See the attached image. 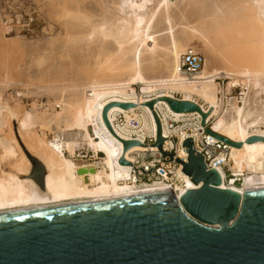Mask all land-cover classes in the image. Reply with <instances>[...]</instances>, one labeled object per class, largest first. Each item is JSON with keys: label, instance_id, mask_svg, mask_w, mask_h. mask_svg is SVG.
Wrapping results in <instances>:
<instances>
[{"label": "rangeland", "instance_id": "rangeland-1", "mask_svg": "<svg viewBox=\"0 0 264 264\" xmlns=\"http://www.w3.org/2000/svg\"><path fill=\"white\" fill-rule=\"evenodd\" d=\"M169 3L148 24L135 6L124 12L121 0H0V181L10 176L30 180L32 164L27 152L42 161L29 149L34 139L52 143L57 136L65 140L77 137V125L87 118L84 104L92 83L128 84L136 78L138 40L130 32L142 34L147 26L155 27L143 53L144 76L149 79L171 73L175 39L204 55L209 74L242 72L248 65L258 72L251 82L241 75L227 79L224 74L218 79V112L230 110L231 104L243 107L247 98L246 111L264 131V17L257 19L264 0ZM246 53L258 54V60L254 56L250 61ZM244 59L254 64L238 62ZM233 80L238 86L230 93L228 83ZM135 88L141 89L137 93L141 95L144 86ZM26 116L29 130L20 127ZM216 118H211V124ZM92 126L91 134L96 135ZM10 149L14 155L8 154ZM100 149L103 158L105 146ZM75 150L74 156L66 150L65 155L78 166L96 161L94 149L84 141ZM21 155L30 165L27 175L16 167Z\"/></svg>", "mask_w": 264, "mask_h": 264}, {"label": "water", "instance_id": "water-1", "mask_svg": "<svg viewBox=\"0 0 264 264\" xmlns=\"http://www.w3.org/2000/svg\"><path fill=\"white\" fill-rule=\"evenodd\" d=\"M162 101L175 112L201 113L205 124L207 115L196 104ZM155 104L148 107L154 110ZM113 105L103 113L109 128ZM154 114L156 146L166 157ZM208 132L227 145L243 146ZM258 141L264 138L251 137L248 143ZM124 145L127 151L140 143ZM184 147L188 163L178 162L198 188L181 198L165 191L121 201L0 211V264H264V188L244 195L222 189L220 174L207 170L193 140L187 139ZM30 159V177L45 189L46 170ZM121 164L128 162L122 158Z\"/></svg>", "mask_w": 264, "mask_h": 264}, {"label": "bare ground", "instance_id": "bare-ground-1", "mask_svg": "<svg viewBox=\"0 0 264 264\" xmlns=\"http://www.w3.org/2000/svg\"><path fill=\"white\" fill-rule=\"evenodd\" d=\"M170 1L121 0V8L126 12L127 10H133L132 5L135 6L134 8L140 11L147 18L148 24H150L165 9L169 8ZM257 15L258 21L259 18L264 17V4H260ZM154 28V26H147L142 30V34H138L135 31L130 32L131 38L138 40L134 54L135 72L137 76L133 81H130L131 83L94 82L88 87L92 95H89L88 99L86 98L84 104L87 118L81 124L77 125L79 128L77 132L79 134H76L77 137L72 140H65L57 136L55 142L52 143L45 141L46 139L41 137L33 138L34 142L32 143L34 147L29 146V149H34L37 156L44 161L46 166L41 160L28 152L27 156L29 154V159L30 156L36 158L44 166L46 170V188L41 189L31 177L30 180L26 181H22L16 176H10L8 180L3 179L0 181V211L22 210L41 206H68L121 201L165 191H172L178 198H181L185 191L198 188L192 182L191 178L184 173V170L176 173V178L181 180V184L176 183L175 187H170L166 183L138 187L128 182L131 179L129 169L135 161L134 155L137 151L146 149L140 143V145L132 146L125 151L124 141L128 140L129 135L133 131L129 127L130 120L136 119L140 123V132L150 135L156 132V136H158V125L154 111L156 115L157 113L161 115L164 125H166L168 116H173L179 120L181 117L187 116L186 114L196 113L202 117V114L199 112H175L165 101H162L165 98L175 100L173 98L176 93L182 94L185 101L196 104L207 115L206 119L211 120L213 116H217L215 122L211 124L213 130L210 132L228 138L233 142L243 143L241 148L228 145L230 147L228 167L233 177H237V179L231 178V181L225 179L224 173L219 171L222 178L221 188L238 192L241 195L264 188V141L248 143L251 137L258 136L264 138V131L258 129L261 123L257 119H252L250 113L246 111L247 98L243 99V107L231 104L232 107L230 110L221 113L218 112L219 96L217 80L225 74L227 79H232L231 77L235 75H241L251 82L254 77L253 74L258 72L252 71L248 65V67L245 66L244 71H236L237 74H235L236 72H228L213 75L207 72L208 64L205 63V71L199 74L196 81H185L178 75V68L180 57L187 49L186 46L175 39L171 45V52L174 59L171 73L162 79H149L144 76L143 53L147 42L154 33ZM251 54L246 53L247 57H250V59L248 58L250 61L254 56L256 58L259 57L256 53H253L252 56ZM261 58L263 59V55ZM248 59L238 62L245 63L246 60L248 64L250 62ZM260 59L259 62L262 63V59ZM262 61L264 62V60ZM250 63L252 65L254 64L253 62ZM228 84L227 90L231 93L238 86V81L233 80ZM137 85L144 86L141 95L137 94L138 91L135 88ZM201 100L208 107L200 104L202 103ZM119 102H127L132 107L129 109L123 108L117 104L124 103ZM150 102L156 103L154 110L148 107V103ZM111 104L116 105H113L107 114L110 124L109 128L104 120L103 113L105 108ZM121 113H123L126 123L124 126L118 127L114 121ZM91 125L95 126L97 130L96 135L91 134ZM20 127L29 130L30 121L27 116L26 119L21 121ZM251 128H257V130L251 132ZM164 131L167 135V127L164 128ZM188 139H192V137ZM181 140L184 141L182 137ZM80 141H84L85 144L92 146L96 155L102 153L100 148L105 146L103 150L104 157L98 158L95 155L97 158L95 157L96 161L94 163L78 166L77 163L66 157L65 150L74 156L76 154L75 148L79 145ZM14 153L15 151L12 152L11 149L8 152L10 155H14ZM160 153L162 152L160 151ZM121 155L125 157V160L128 162L127 165L121 164V160L118 161ZM179 155L180 157H184L187 153L180 150ZM21 157L16 167L19 169V172L27 175L30 165L24 156L21 155ZM246 171H249V174L245 175ZM239 181L240 184H237L236 182Z\"/></svg>", "mask_w": 264, "mask_h": 264}, {"label": "built area", "instance_id": "built-area-1", "mask_svg": "<svg viewBox=\"0 0 264 264\" xmlns=\"http://www.w3.org/2000/svg\"><path fill=\"white\" fill-rule=\"evenodd\" d=\"M205 63L206 59L203 54L189 48L180 57L178 75L185 81H196L199 74L203 71ZM137 91L139 92L141 89ZM89 94L90 96L92 95L91 90ZM173 99L179 102H187L178 93L175 94ZM119 103L127 104V102ZM194 114H186L187 116L181 117L179 120L173 116H168L166 125H164L163 118L157 113L161 125L162 137L165 140L163 150L164 153L167 154L166 157L160 153L158 147H155L157 143L156 132L151 135L148 133L144 134L140 132V123L136 119L129 121V127L133 129V131L129 135L127 141H137L146 147L145 150L137 151L134 155L135 161L129 169L131 177V179L128 180L129 183L137 185L138 187L161 183H166L170 187H175L176 183L181 184V180L176 178V173L178 171H183L184 167L183 164L178 161L188 163L189 154L188 149L184 147V143L189 137L193 139L196 153L202 155L207 170L214 169L218 171L219 174V171H222L225 179H229L230 181L232 179H237V177H233L228 167L230 147L208 132L213 130L211 120L206 119L203 125L202 117L196 113ZM114 122L118 127L124 126L126 120L123 113H121ZM165 127H167L168 130L167 135L164 131ZM181 137L184 141L181 140ZM180 150L185 151L187 155L180 157ZM93 154V157H102V154L96 156L95 153ZM169 154L173 155L172 160L168 156ZM123 157V155L119 156L118 161ZM236 183L238 184L240 181Z\"/></svg>", "mask_w": 264, "mask_h": 264}]
</instances>
